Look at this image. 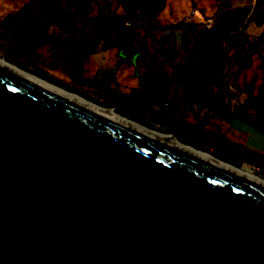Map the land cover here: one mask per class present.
I'll list each match as a JSON object with an SVG mask.
<instances>
[{
  "label": "water",
  "instance_id": "95a60500",
  "mask_svg": "<svg viewBox=\"0 0 264 264\" xmlns=\"http://www.w3.org/2000/svg\"><path fill=\"white\" fill-rule=\"evenodd\" d=\"M178 143L0 64V264H264V183Z\"/></svg>",
  "mask_w": 264,
  "mask_h": 264
},
{
  "label": "rangeland",
  "instance_id": "374dc122",
  "mask_svg": "<svg viewBox=\"0 0 264 264\" xmlns=\"http://www.w3.org/2000/svg\"><path fill=\"white\" fill-rule=\"evenodd\" d=\"M250 1L130 0L132 8L128 11L130 18L127 20L137 25L132 29L136 41L135 46H138L134 60L162 63L161 58L165 56V49L167 44L170 45L169 40L172 37L169 30L183 35L184 29L197 24L193 21V11H197L204 18H211L215 23L228 3L244 5ZM40 2L41 0H0V58L52 86L65 91H72V93L95 105L109 106L106 108H112L120 116L135 123H140L149 130L159 133H164L160 131L172 132L165 130V127L168 126H162L156 122V113L153 111L155 107L149 105V95L146 91L134 93L131 89L128 91L122 90L124 95L121 98L119 93L121 91L116 93L97 87V83H88L87 79H81L83 75L76 77L75 69L68 66V59L60 51L62 45L60 40L57 39L56 43L52 44V56L46 55L42 51L37 52L35 48L37 45L35 43L36 38L32 36L31 32L29 33L28 25L30 22L32 23L36 15V5ZM57 6V14L52 18L54 30L55 32L63 31L65 36H69V39L83 34L85 16L92 13L96 7L107 8L121 17L120 9L114 0L109 3L105 0H58ZM29 15L31 16L29 17ZM31 26L33 25L31 24ZM263 29L264 23L261 26L243 22L239 25L232 23V29L225 43V49L231 57V63L226 73L227 80L225 81V84L230 86V90L226 87L230 92L236 94L243 92L248 98H254L262 75L261 62L264 60L261 47L257 44L256 39ZM23 36L25 37L23 38ZM173 57L175 60L177 55H173ZM73 65L70 64V66ZM152 69L159 73L157 66L152 67ZM81 72L85 74L89 70L85 68ZM182 92L186 91L183 90ZM255 102L257 105L260 104L262 109L261 101L255 100ZM254 107L256 108V105ZM179 129L181 130L177 126L174 137L176 140L184 141L180 142L184 145L191 148L197 146L205 150H207L208 145H213L209 143L199 144L188 133L181 132ZM194 150L200 151L198 149ZM209 152L212 153L211 156L215 159L248 172L241 169L248 167L245 166L243 161L223 152ZM249 163L252 166L253 163L257 164V162Z\"/></svg>",
  "mask_w": 264,
  "mask_h": 264
},
{
  "label": "crops",
  "instance_id": "0c3cea01",
  "mask_svg": "<svg viewBox=\"0 0 264 264\" xmlns=\"http://www.w3.org/2000/svg\"><path fill=\"white\" fill-rule=\"evenodd\" d=\"M252 2L253 0L246 4L250 5ZM53 17L35 25L33 18L32 23L28 25L29 33L36 38L37 52L42 51L52 56V44L56 43L57 39L60 40L62 43L60 51L68 59V66L75 69L76 77L83 75L81 79H87L88 83H97V87L116 93L121 91L119 92L121 98L124 95L122 90H134L137 86L142 90L145 88V84L139 78L146 66L150 68L157 66L158 74L168 77L173 66L186 54L194 36L201 28L200 24H195L184 29L183 35L169 30L172 37L169 40L170 45L167 44L165 49V56L161 58L162 63H148L134 60L138 46H135L133 34L120 46L100 41L95 51L85 56L82 54V47L74 41L78 37L69 39L63 31L55 32ZM173 55H177L175 60ZM71 61L73 63H70ZM69 63L74 65L70 66ZM85 68L89 72L82 74L81 71ZM226 87L230 88L227 84L220 86L199 84L186 88V92L183 93L181 84H172L167 88L166 100L153 107L156 113L155 120L162 126H168L165 130L174 131V134L178 126L181 132L188 133L199 144H213L208 145L207 150L191 145L194 149L209 155H212L209 151L229 154L248 166L241 169L264 179V107L261 109L260 104L257 105L252 97L248 98L243 92L236 94ZM249 162L257 164L253 163L252 166Z\"/></svg>",
  "mask_w": 264,
  "mask_h": 264
},
{
  "label": "trees",
  "instance_id": "16d2710c",
  "mask_svg": "<svg viewBox=\"0 0 264 264\" xmlns=\"http://www.w3.org/2000/svg\"><path fill=\"white\" fill-rule=\"evenodd\" d=\"M119 7L121 17L107 8L96 7L85 16L83 34L74 41L82 47V54L88 56L94 52L97 44L112 46L122 45L131 35L133 27H125L121 20L130 18L128 11L132 6L130 0H114ZM58 0H41L36 5L33 24L40 23L57 14ZM227 4L217 21L210 27L202 26L194 36L186 54L172 68L168 77H162L152 68L146 66L139 78L145 84L142 90L138 86L134 93L145 92L149 95V105L155 106L166 100L167 88L172 84H181L182 91L199 84L220 86L227 80V69L231 57L225 49L232 23H252L261 26L264 23V0H253L252 4ZM222 19V20H221ZM259 47H264V29L256 39ZM262 75L254 95V100L261 101L264 107V60L261 62ZM154 76V78H152Z\"/></svg>",
  "mask_w": 264,
  "mask_h": 264
},
{
  "label": "bare ground",
  "instance_id": "6f19581e",
  "mask_svg": "<svg viewBox=\"0 0 264 264\" xmlns=\"http://www.w3.org/2000/svg\"><path fill=\"white\" fill-rule=\"evenodd\" d=\"M0 64L3 65V66H5V67H7V68H9V69H12V70H14V71L20 73V74H22V75H25V76H27V77H29V78H31V79L37 81V82H40V83H42V84H44V85H47V86H49V87H51V88L57 90L58 92H60V93H62V94H64V95H66V96H69V97H71V98H73V99H75V100L81 101V102H83L84 104H86V105H88V106H90V107H92V108H94V109H96V110H98V111H101V112H103V113H106V114H108V115H110V116H113V117H115V118H117V119H120V120H122V121H124V122H126V123H128V124H131V125H133V126L139 128V129H141V130H143V131H146V132H148V133H150V134H152V135H154V136H156V137H158V138H161V139H163V140H165V141H168V142H170V143H172V144H177V145H179L178 141H176V138H175L171 133H159V132H156V131L149 130V129H147L146 127H144V126H142V125H140V124H138V123H135V122H133V121H130V120H128V119H126V118L120 116L119 114L115 113L114 110H113L112 108H106V107H102V106L95 105V104H93V103H91V102H89V101H87V100H85V99H83V98H80V97H78V96H76V95H74V94H72V93L66 92V91H64V90H62V89H60V88H58V87H56V86H52L51 84H48V83L45 82L44 80L38 79L37 77L32 76L31 74L26 73L25 71H22V70H20V69L14 67V66L8 64V63L5 62L4 60H1V59H0ZM187 148H188V147H187ZM188 150H190L191 152H193V153H195V154H199V155H201V156H204L206 159H208V160H210V161H213V162H216V163H218V164H221V165H223V166H225V167H227V168H230V169H233V170H235V171H237V172L243 173V174H245V175H247V176H250L251 178H254V179H256V180H258V181L264 183V179H262V178H260V177H258V176H256V175H254V174H251V173H248V172H244V171L240 170L239 168H236V167L234 168V167L230 166V165L227 164V163L225 164V163L221 162L220 160L215 159L214 157H212V156L209 155V154L201 153V152L196 151V150H194V149H192V148H188Z\"/></svg>",
  "mask_w": 264,
  "mask_h": 264
},
{
  "label": "built area",
  "instance_id": "2783aa9c",
  "mask_svg": "<svg viewBox=\"0 0 264 264\" xmlns=\"http://www.w3.org/2000/svg\"><path fill=\"white\" fill-rule=\"evenodd\" d=\"M105 1L109 3L112 0H105ZM193 21L196 22L197 24H200L201 27L202 26L210 27L211 25L214 24L211 18H204L203 16H200L197 11H193ZM121 22L125 27L135 28V26H137L136 24H134L133 22H130L129 20H121ZM138 26H139V23H138ZM261 53L264 56V47L261 48Z\"/></svg>",
  "mask_w": 264,
  "mask_h": 264
}]
</instances>
